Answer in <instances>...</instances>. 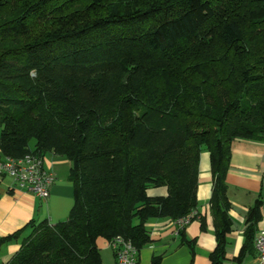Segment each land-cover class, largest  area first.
<instances>
[{
  "label": "trees",
  "instance_id": "trees-1",
  "mask_svg": "<svg viewBox=\"0 0 264 264\" xmlns=\"http://www.w3.org/2000/svg\"><path fill=\"white\" fill-rule=\"evenodd\" d=\"M0 130V160L53 152L74 185L66 221L0 241L24 237L9 264H102L101 237L140 252L149 220L198 209L204 150L221 264L233 143L264 139V0H0ZM263 206L248 214L239 260Z\"/></svg>",
  "mask_w": 264,
  "mask_h": 264
},
{
  "label": "crops",
  "instance_id": "crops-1",
  "mask_svg": "<svg viewBox=\"0 0 264 264\" xmlns=\"http://www.w3.org/2000/svg\"><path fill=\"white\" fill-rule=\"evenodd\" d=\"M2 153L0 150V159ZM46 168L55 175L51 195L43 201L27 192L10 178L0 177V241L25 229L30 223L48 222L51 225L69 218L74 206V185L70 179L71 162L53 152L44 156ZM230 216L233 230L228 235L225 258L221 264H260L255 250L238 259L246 242V220L251 208L262 197L264 200V139H237L233 143L230 170L227 175ZM151 198H166L167 187H151ZM213 174L211 156L207 150L201 153L196 198L197 217L179 235L176 221L171 218L151 219L146 228L149 243L140 250L138 264H214L212 255L217 250V228L211 211ZM264 230L263 219L257 225V233ZM24 237L12 240L0 248V264H9L19 253ZM102 264H117L110 242L97 240Z\"/></svg>",
  "mask_w": 264,
  "mask_h": 264
},
{
  "label": "built area",
  "instance_id": "built-area-1",
  "mask_svg": "<svg viewBox=\"0 0 264 264\" xmlns=\"http://www.w3.org/2000/svg\"><path fill=\"white\" fill-rule=\"evenodd\" d=\"M0 177L12 179L21 189L35 194L43 201L51 195L56 177L45 165L44 157L29 153L21 158L6 157L0 160ZM197 217L194 211L176 221L178 230H184ZM117 264H138L139 250L131 241L117 237L110 242ZM260 264H264V230H260L254 242Z\"/></svg>",
  "mask_w": 264,
  "mask_h": 264
},
{
  "label": "rangeland",
  "instance_id": "rangeland-1",
  "mask_svg": "<svg viewBox=\"0 0 264 264\" xmlns=\"http://www.w3.org/2000/svg\"><path fill=\"white\" fill-rule=\"evenodd\" d=\"M0 133H1V130H0ZM26 236V235H25Z\"/></svg>",
  "mask_w": 264,
  "mask_h": 264
}]
</instances>
